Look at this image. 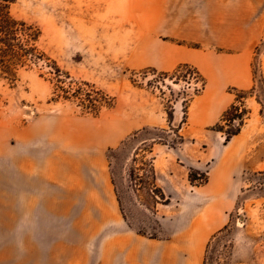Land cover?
I'll list each match as a JSON object with an SVG mask.
<instances>
[{"label":"rangeland","instance_id":"rangeland-1","mask_svg":"<svg viewBox=\"0 0 264 264\" xmlns=\"http://www.w3.org/2000/svg\"><path fill=\"white\" fill-rule=\"evenodd\" d=\"M176 3L193 10L188 23L205 47L253 43V86L238 92L237 112L228 116L241 115L242 128L226 144L222 137L217 148L205 134L186 147L173 128L142 126L158 102L169 111L200 88L188 73L175 80L162 75L176 43L203 47L176 39ZM10 13L40 30L38 47L68 74L65 84L97 94L82 95L83 105L59 97L55 78L41 65L21 70L13 85L0 81V199L7 204L0 212L8 214L0 222V264H99L92 222L87 213L82 218L95 169L104 204L124 233L162 247L148 263L137 254L134 264H160L162 258V264H203L205 257L206 264H264V0H14ZM163 13L166 19H150ZM92 103L96 115L86 109ZM224 124L228 131L238 121ZM144 139L150 140L142 145ZM153 139L176 147L172 194L155 209L142 183L144 151ZM116 149L114 165L107 155ZM131 167L141 169L133 178ZM73 173L90 191L80 193ZM202 178L207 182L198 186ZM49 199L71 206L48 205ZM96 239L102 245V231Z\"/></svg>","mask_w":264,"mask_h":264},{"label":"crops","instance_id":"crops-1","mask_svg":"<svg viewBox=\"0 0 264 264\" xmlns=\"http://www.w3.org/2000/svg\"><path fill=\"white\" fill-rule=\"evenodd\" d=\"M192 11L189 5L181 9V6L176 3V22H180L176 24V39L187 40L203 47H188L176 43L172 48L173 53L164 58L165 64L162 69L170 72L180 64L193 66L204 79V87L191 98L185 109L182 101H176L173 104L170 123L167 122L162 104L158 102V106L152 108L148 121L142 123V126H153L161 129L173 128L178 131L183 139L182 144H186V147L188 145L195 146L197 139L205 138L206 136H203L205 134L212 140V146L217 148L223 134L212 130V128L220 122L222 115L232 105L236 104V93L250 90L253 86L251 69L253 43L248 40L244 42H225L219 45L221 49L205 47L203 40L194 38L197 33L188 23L193 19L190 15ZM201 18L206 19L205 16ZM150 19H166V16L163 13L161 16L151 17ZM161 153L162 156L159 157L158 154ZM151 155L154 157L156 181L162 180L163 183L159 187L166 196H170L172 194L170 189L174 187L173 183L176 182V147L170 148L166 145L154 144ZM73 175L75 186L78 190L80 189V193L87 190V184L77 180L79 175L77 173H73ZM47 179L50 182L57 180L51 174H47ZM59 180H63V178ZM57 185L60 186V184H55V186ZM92 188L94 191H85H90V194L85 198L82 218L87 213L88 219L92 222L89 227L95 238L93 257L95 258L98 254L101 255L99 264H134L137 254H141L144 262L148 263L157 254H163L162 247L159 244L144 243L124 233L122 226L112 215V213L114 214L113 209L109 211L104 204L103 188L99 182L96 185L92 183ZM106 197L108 200V195ZM46 203L52 206L59 204L54 203L51 199ZM60 204L65 209L71 206L69 202H60ZM5 207H7V204L0 199V210ZM7 216L8 214L5 211L0 212V222L4 221ZM101 231L103 232L102 245H100L101 241L97 242L96 239ZM205 238L206 234H203L199 240L195 241L194 248L191 250L192 258L197 257L200 243ZM98 244L99 246H97ZM164 259H160V264ZM166 264L172 263L168 261Z\"/></svg>","mask_w":264,"mask_h":264},{"label":"trees","instance_id":"trees-1","mask_svg":"<svg viewBox=\"0 0 264 264\" xmlns=\"http://www.w3.org/2000/svg\"><path fill=\"white\" fill-rule=\"evenodd\" d=\"M14 3V0H0V81L6 82L10 85H13L18 80V75L21 70L31 69L33 67H37L41 65L48 70L50 75H53L56 82V88L60 91L59 97L64 99L74 98L78 101L79 104H82V95H85L90 98L89 92L95 93L93 90H90L88 93L82 87L75 86L71 82L65 84L64 78H69L68 74H64L60 68L56 65L53 60H50L46 54L41 51L38 47V40L40 38V30L33 24H29L23 20L16 19L10 13V5ZM196 48V46H193ZM154 72V70H152ZM182 72L186 74L193 75L195 80L200 83V88L194 89L192 96L188 97L183 101V106L185 109L186 104L191 100V98L198 94L204 87V79L199 75L195 68L187 64H180L171 72H163L162 75L168 79H176ZM63 76V77H62ZM62 77V78H61ZM84 87H89L88 84H83ZM242 98L236 93V103H240L239 99ZM90 113L92 115L97 114V104H90L88 106ZM166 111L167 122L170 123L172 120V112L173 106L170 107V110ZM231 111L237 112V105H232L223 115L218 124H216L212 130L221 132L224 137V144L228 143L230 139L240 133L242 128L243 118L241 115H234L232 118H228ZM237 120V126L231 125V129L228 131H224L225 128H230V126H225L224 123H232ZM174 133L173 129L170 128ZM150 139L142 140L144 143ZM154 140V139H153ZM180 143L183 142L181 136H179ZM154 141L151 142V147L146 151L148 154V159L145 164L147 167L146 174H144V170L142 169V177L144 176V183L146 181L147 194L149 199L151 200V207L155 209L158 204H167L168 200L165 199L164 193L162 190L156 185V171L154 168V157L151 155L152 146L154 145ZM170 148H175V146L168 145ZM141 150V149H139ZM118 150H109V154L107 155V159L110 160V163L115 165L117 160ZM137 153H134L131 158V164L134 165L137 162ZM135 171H141L139 168H130V177H134ZM112 176V184L114 185V193L116 197V201L119 205L120 213L124 220L127 219V215L122 208L121 197L119 195V191L115 187V171H110ZM138 178V177H137ZM189 182H192V176H188ZM143 180V179H141ZM207 182L206 178H202L198 183V186H201ZM209 244L207 245V247ZM205 253H207V248ZM207 257L204 258L203 264H206Z\"/></svg>","mask_w":264,"mask_h":264},{"label":"bare ground","instance_id":"bare-ground-1","mask_svg":"<svg viewBox=\"0 0 264 264\" xmlns=\"http://www.w3.org/2000/svg\"><path fill=\"white\" fill-rule=\"evenodd\" d=\"M90 161H92V160H90ZM87 162L85 161V164H86ZM95 163H96V161H95ZM85 164H82V165H85ZM88 164V163H87ZM90 165H89V167L88 168H92V166L94 165V163H93V161L91 162V163H89ZM79 167V166H78ZM88 168H87V170H88ZM93 169V168H92ZM86 170V169H85ZM90 170V169H89ZM88 170V171H89ZM96 171L98 170V169H95ZM94 171V170H93ZM93 171H89V173H91L92 172V174H93ZM96 171H95V174L92 176L91 175V177L89 176V178H90V180L89 181H91V183H94L95 185L97 184V182H98V179H97V177H95L96 176ZM78 172H79V168H78ZM98 172V171H97ZM86 173H87V171H86ZM85 173V174H86ZM99 173V172H98ZM79 174V173H78ZM88 174V173H87ZM99 175V174H98ZM81 176V175H80ZM86 177V176H85ZM87 178V177H86ZM100 179V178H99Z\"/></svg>","mask_w":264,"mask_h":264}]
</instances>
